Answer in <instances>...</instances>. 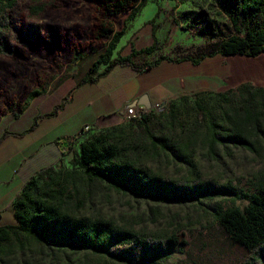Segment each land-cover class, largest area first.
<instances>
[{
  "label": "trees",
  "instance_id": "1",
  "mask_svg": "<svg viewBox=\"0 0 264 264\" xmlns=\"http://www.w3.org/2000/svg\"><path fill=\"white\" fill-rule=\"evenodd\" d=\"M46 1L0 0V56H11L17 45L26 47L40 39V27L35 21L43 13ZM146 2L103 1L104 21L96 27V35L99 40L106 39L107 44L75 88L97 84L115 67L145 72L162 63L190 61L199 65L204 59L217 55L234 60L264 59V0H210L209 5L217 6L228 18L231 31L212 25L199 13L204 29L197 34L217 41L212 46L213 52L197 59L160 56L154 61L136 64L134 59L138 55L152 54L158 49L154 31L149 47L136 50L132 46L127 56L117 53L114 57L126 26L116 31L112 19L128 13L126 22H129ZM239 82L229 77L226 85L215 94H194L191 102L189 96L183 95L178 101L164 104V120L149 109L138 120L93 130L76 142L78 159L73 165L87 182L105 183L117 193L162 203L183 204L198 198L212 200L224 196L245 199L247 205L243 209L230 207L217 211L216 220L233 243L249 252L244 264H264V180L258 184L255 194L240 197L231 186L201 181L196 174L184 183H176L144 171L140 166L143 157L165 156L186 164L192 176L196 167L193 156L198 148L207 151L208 159H215L229 145L258 153V149L264 147V89ZM190 104L195 108V118L188 124L186 120H178L176 114L184 113ZM60 109L61 106L56 107L44 117L55 116ZM134 157L136 162L132 160ZM69 175L68 170L49 167L26 182L13 202L15 223L0 227V264H10L12 256L22 255L31 247L57 244L109 257L119 264H161L172 255L174 247L180 245L173 236L143 237L109 220L72 216L63 209L68 197Z\"/></svg>",
  "mask_w": 264,
  "mask_h": 264
},
{
  "label": "rangeland",
  "instance_id": "2",
  "mask_svg": "<svg viewBox=\"0 0 264 264\" xmlns=\"http://www.w3.org/2000/svg\"><path fill=\"white\" fill-rule=\"evenodd\" d=\"M103 1L47 0L43 13L35 21L40 27V39L26 47L17 45L11 56H0V127L15 122L13 114L20 116L24 111L23 125L30 122V126L33 116L47 115L62 105L64 96H68L74 85L89 71L107 44L106 39L99 40L96 35V27L100 21H104ZM209 3L210 0H147L146 5L129 22H126L128 13L116 16L112 19L116 31L129 23L131 28L117 44L115 55L117 52L121 56H125L127 51L130 53L128 43L131 37L132 46L136 50L149 47L153 43V31L158 49L152 54L138 55L134 59L136 64L154 61L160 56L178 60L197 59L205 53L213 52L212 46L217 39L197 34L204 29L199 13L212 25L227 28L226 32L231 31V24L217 6ZM186 27L193 29L187 30ZM116 75L112 73L106 83L101 81V86H112L118 77ZM178 75L191 77L199 91H177L168 96L155 89L154 101L160 104L159 108L152 105L150 109L163 120L166 118L164 104L178 101L181 93H186L184 95L189 96L190 102L194 100V94H198L196 92L215 94L226 85L229 77L238 82L251 78V84L264 89V59L249 61L216 56L199 66H193L190 61L180 65L164 63L143 77L147 82L155 84ZM101 86H87L81 91V94H86L82 97L94 99L101 95ZM115 98L110 99L111 102H108L107 97L102 100L106 101V110L115 111L118 104ZM90 110L75 112L68 108L51 122L64 124L62 126L71 133L84 121L93 118L94 114ZM212 111L215 116V111ZM176 118L190 124L195 118V108L188 105L184 113L176 114ZM121 124L126 122L122 121ZM64 132V127L57 129L58 134ZM70 150L64 155L59 152L52 167L57 171L70 172L68 197L63 209L72 216L109 220L143 237H175L180 245L174 247L172 255L161 264H244L247 261L249 252L233 243L216 220L217 211L230 207L243 209L247 205L245 199L224 196L212 200L198 198L193 202L178 204L117 193L105 183L84 180L79 169L73 165L78 159L76 142L73 150ZM206 153L201 148L195 152L193 160L196 167L192 176L186 164L165 156L155 159L143 157L140 166L144 171L176 183H184L196 174L201 181L231 186L240 197L255 194L258 184L264 180V147L253 154L229 145L215 159H208ZM132 160L136 162V157ZM48 161L47 156L35 157L33 167L44 169ZM132 181L136 182L135 179ZM18 262L119 264L109 257L90 251L73 250L61 244L31 247L24 254L10 258V264Z\"/></svg>",
  "mask_w": 264,
  "mask_h": 264
},
{
  "label": "crops",
  "instance_id": "3",
  "mask_svg": "<svg viewBox=\"0 0 264 264\" xmlns=\"http://www.w3.org/2000/svg\"><path fill=\"white\" fill-rule=\"evenodd\" d=\"M130 28L131 26L129 23L126 25L125 34ZM128 44H130L131 52L132 37ZM115 54L116 50L114 51V57L116 56ZM127 55L128 51L125 53V56ZM211 58L204 59L199 65L205 60ZM184 62L170 65H180ZM163 64L164 63L155 69L160 68ZM112 73L114 75L117 74L116 76H118L117 79L113 81L114 84L112 86L107 84L101 86L103 84H100V82L104 80L106 83L110 79ZM147 73H149V71L134 72L128 67H115L107 77L101 79L97 84H94L98 85V87H103L101 95L94 99H87L86 97H82V95L86 94H81V91L84 88L93 84H86L79 88H75L74 85L73 90L68 96H64V101L61 103V109L55 116L44 117L45 115H43L40 119H38V115L32 117L33 121L37 120L33 130L30 129L32 126V124L29 126L30 122L23 125V119L25 118L24 113H26V111L20 114V116L18 115L15 118V122H8L0 127V227L13 225L15 223L13 217V202L15 198L19 195L28 180L42 170L52 167L56 163L59 153L58 145L59 142L63 140L62 138L74 136L85 125L91 126L94 131H99L104 128L121 124L125 118L126 107L130 105L132 106L144 95L148 98L150 106L160 104L154 101L156 100L153 95L155 89H159L161 94H167L168 96L175 94L177 91H199V89L195 87L194 81L191 77H181L178 75L153 84L147 82L143 77ZM250 81H252L251 78L241 80L240 83H250ZM184 94L186 93H181V96ZM114 96L116 97L115 100H118V104L115 111L112 112L113 109L106 110V101L103 102L102 100L107 97L109 99L108 102H111L110 99ZM68 108H71L75 112L86 111L90 108V111L94 115L89 121H84L76 131L68 133L66 127L62 126L64 124L59 125L58 123L51 122L52 119H57L59 114ZM52 111L53 110L49 111L47 114H50ZM60 127H64L65 132L58 134L57 129ZM40 156H47V158H49L44 169L33 167L34 158Z\"/></svg>",
  "mask_w": 264,
  "mask_h": 264
},
{
  "label": "built area",
  "instance_id": "4",
  "mask_svg": "<svg viewBox=\"0 0 264 264\" xmlns=\"http://www.w3.org/2000/svg\"><path fill=\"white\" fill-rule=\"evenodd\" d=\"M156 108H159V105H154ZM147 109H145L142 106H127L125 109V122H130L132 120H138L143 112H145ZM90 130H93V128L89 125H85L81 128V130L75 134L74 136L64 138L60 143H59V152L64 155L66 154L70 148L72 151L74 148V142H79L80 139L83 138L84 135H87L90 133Z\"/></svg>",
  "mask_w": 264,
  "mask_h": 264
},
{
  "label": "water",
  "instance_id": "5",
  "mask_svg": "<svg viewBox=\"0 0 264 264\" xmlns=\"http://www.w3.org/2000/svg\"><path fill=\"white\" fill-rule=\"evenodd\" d=\"M133 106H142L145 109L149 110L151 108L148 98L144 95L140 98L139 101L133 104Z\"/></svg>",
  "mask_w": 264,
  "mask_h": 264
}]
</instances>
